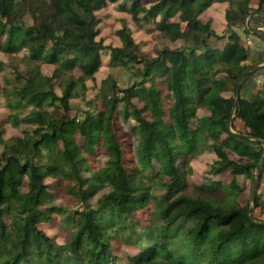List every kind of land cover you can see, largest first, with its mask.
<instances>
[{
    "label": "trees",
    "instance_id": "1",
    "mask_svg": "<svg viewBox=\"0 0 264 264\" xmlns=\"http://www.w3.org/2000/svg\"><path fill=\"white\" fill-rule=\"evenodd\" d=\"M116 1L0 0V51L15 56L0 84V107L13 115V127L31 125L5 138L0 116V264H264V219L255 214L264 194L259 185L251 217L246 195L263 145L227 126L237 81L264 64V48L241 38L222 43L226 35L201 17L214 3H227L228 31L242 27L264 41L257 32H264L257 26L263 16H250L245 27L249 12H264V0L122 3L139 29L152 32L154 25L180 43L153 56L141 50L125 20L116 32L121 45L104 43L98 13ZM105 52L108 65H134L137 79L120 89L107 77L102 101L87 100ZM42 64L54 65L52 74ZM246 82L252 89L247 96L240 91L232 125L240 119V133L264 140V66L247 74L241 89ZM200 108L210 114L199 116ZM119 115L133 120L126 134L117 127ZM206 150L215 154L207 172L212 181L197 185L201 193L192 196L186 191L191 163ZM100 153L106 159L97 167ZM263 171L264 160L260 183ZM152 180L164 192H152ZM60 197L80 207L56 204ZM55 214L72 229L64 249L41 228ZM175 229L185 231L183 250L175 246ZM115 244L135 253L123 259Z\"/></svg>",
    "mask_w": 264,
    "mask_h": 264
},
{
    "label": "rangeland",
    "instance_id": "2",
    "mask_svg": "<svg viewBox=\"0 0 264 264\" xmlns=\"http://www.w3.org/2000/svg\"><path fill=\"white\" fill-rule=\"evenodd\" d=\"M132 0H118L116 2H108L107 6L104 7L101 11H99V17L101 22L99 24L100 27V37L103 38L104 43L110 46H119L121 45V41L117 36L116 32L118 29L122 27V20H125L126 23L132 30V34L135 40L140 44V48L143 52L148 55L153 56L155 51L161 49L163 47H174L175 45H179L180 43H176L170 38L164 36L159 31L155 30L154 25H149L153 31H148L146 29H139L134 23L132 14L130 11L123 9L121 7L122 3H131ZM147 4L150 3L151 0H145ZM227 3H214L209 8H207L202 14L201 17L204 21H211L212 28L220 33L225 34L226 37L222 40V43L228 40H235L241 38L243 41L249 43L252 48L262 50L264 48V41L255 35H246L244 32V28L242 27H234L230 31L227 29V22L225 19V10L227 9ZM260 15V14H259ZM262 16V15H261ZM264 17V16H263ZM184 26V24H183ZM257 26L260 29H264V19L257 20ZM14 55H8L5 52L0 51V84L3 83V76L5 77L6 74L12 71L10 64L15 61ZM104 62L102 63L99 71L96 74V79L94 81H88V91L86 95L87 100H94L102 101V94H104V90L100 89L101 81L107 77L113 78L117 84V88H124L128 86L132 82L136 81L137 78L133 76L134 73V65L130 68L128 66H123L120 64H113L108 65L107 61L110 60V55L108 53H103ZM54 70V65L52 64H42V71L44 74L50 75ZM257 80V79H256ZM255 80V81H256ZM252 89L251 83L246 82V84L241 89V93L245 96L249 95ZM59 90V88H58ZM224 95L229 96L231 92H224ZM135 102L138 106L141 104L135 99ZM2 104V103H1ZM82 110L87 109L88 106L82 103L81 105ZM72 115H75V111L71 112ZM78 114L83 115L82 111L78 112ZM210 114V111L205 108H200L198 110L199 116H207ZM0 116L6 118V132L4 134L5 138H9L14 135H22L23 130L29 128L31 125L22 124L19 127H13L11 121L13 119V115L10 113L9 109L6 107H0ZM167 117V115H166ZM133 124V120L131 118L124 119L122 115L117 116V127L119 128L120 132L126 134L130 131ZM232 129L235 132L244 131L245 126L242 120L238 119L235 121L234 126ZM133 141L137 142L138 138L137 135H132ZM228 153L231 157L239 160L245 161V157L238 156L235 152L228 150ZM106 159V155L104 153H100L95 158V163L97 167H101L104 164V160ZM215 159V154L212 151L206 150L200 154H198L192 160V167H193V174L190 177L192 180V184L186 189L188 193L192 196H199L201 190L198 189L197 185H201L203 183L209 184L212 181V177L207 175L208 169L210 165L213 163ZM257 174V170L255 171V175L253 180L247 181V190L246 195L252 194L254 180ZM262 174V173H261ZM264 175V171H263ZM228 176L227 173H223L220 175L222 180L226 179ZM46 182L50 184V186L54 187L55 185V178L53 176H49L46 179ZM147 185L150 187V190L155 193H162L165 190V186L162 184L161 181L152 180L147 181ZM260 193L264 194V179L259 184ZM247 196H243V200L246 199ZM56 204H62L64 207L69 209L78 208L80 204L76 202V200L72 197H63L55 199L54 201ZM256 216L261 219H264V201L261 207H258L255 210ZM61 217L57 214L53 216L51 221L48 223H41V228L44 229L49 235H53L56 237L57 242L62 245V249L65 248L67 242H69L72 238V229L70 226L63 223L60 219ZM177 234L175 246L179 249H184L186 245V234L184 230H177L175 229ZM115 252L120 255L123 259H125L127 253H135V251H130L129 247L126 245H117L115 244Z\"/></svg>",
    "mask_w": 264,
    "mask_h": 264
},
{
    "label": "water",
    "instance_id": "3",
    "mask_svg": "<svg viewBox=\"0 0 264 264\" xmlns=\"http://www.w3.org/2000/svg\"><path fill=\"white\" fill-rule=\"evenodd\" d=\"M262 15L264 16V12H259V11H252V12H249L246 17H245V27L249 29V26H248V19L250 16L252 15ZM258 33H260L261 35L264 36V32L263 31H257ZM264 66V64H259V65H256V66H253L247 70H245L244 72H242V74L240 75L238 81H237V85H236V95H235V102H234V106H233V112L230 116V119L228 121V129L232 132V133H235L237 135H242V136H246V137H250L251 139H254V140H257L258 142L262 143L263 145V148H262V153H261V158H260V162L258 164V167H257V174H256V177H255V181H254V186H253V190H252V194H251V198H252V205L250 206L249 210H248V215L251 217V212L253 210V208L255 207V203H256V194H257V191H258V187H259V184H260V178H261V173H262V164H263V160H264V140H261L259 138H256L254 136H251V135H248V134H244V133H240V132H235L233 129H232V121H233V118H234V111L239 103V100H240V91H241V82H242V79L249 73L259 69L260 67Z\"/></svg>",
    "mask_w": 264,
    "mask_h": 264
}]
</instances>
